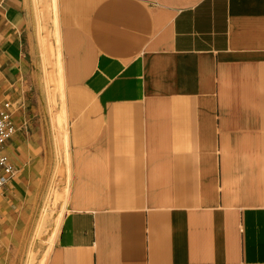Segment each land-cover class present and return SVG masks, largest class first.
Listing matches in <instances>:
<instances>
[{
    "label": "crops",
    "instance_id": "obj_1",
    "mask_svg": "<svg viewBox=\"0 0 264 264\" xmlns=\"http://www.w3.org/2000/svg\"><path fill=\"white\" fill-rule=\"evenodd\" d=\"M58 19L72 180L45 264H264V0H58ZM35 36L29 0H0L7 80L34 73ZM18 231L1 213L0 264Z\"/></svg>",
    "mask_w": 264,
    "mask_h": 264
},
{
    "label": "rangeland",
    "instance_id": "obj_2",
    "mask_svg": "<svg viewBox=\"0 0 264 264\" xmlns=\"http://www.w3.org/2000/svg\"><path fill=\"white\" fill-rule=\"evenodd\" d=\"M29 2L39 58L34 73L7 80L0 72V101H10L17 127L4 149L18 165L15 177L21 190L0 193L1 213L12 218L19 229L15 238L17 260L9 264H45L52 248V241L47 245L44 235L46 218L62 217L72 180L70 122L63 67L59 62L58 0ZM19 146L30 153L23 165L17 162Z\"/></svg>",
    "mask_w": 264,
    "mask_h": 264
},
{
    "label": "built area",
    "instance_id": "obj_3",
    "mask_svg": "<svg viewBox=\"0 0 264 264\" xmlns=\"http://www.w3.org/2000/svg\"><path fill=\"white\" fill-rule=\"evenodd\" d=\"M11 108L10 101H0V149L17 131ZM15 172L16 170L11 164L9 157L0 152V193L3 191L9 180L13 178Z\"/></svg>",
    "mask_w": 264,
    "mask_h": 264
}]
</instances>
